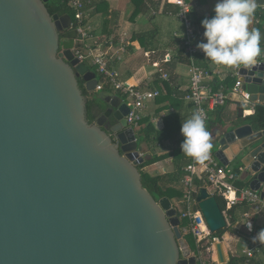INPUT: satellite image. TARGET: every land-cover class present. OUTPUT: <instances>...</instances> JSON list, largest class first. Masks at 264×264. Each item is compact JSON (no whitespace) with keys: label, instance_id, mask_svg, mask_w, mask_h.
Returning <instances> with one entry per match:
<instances>
[{"label":"water","instance_id":"water-1","mask_svg":"<svg viewBox=\"0 0 264 264\" xmlns=\"http://www.w3.org/2000/svg\"><path fill=\"white\" fill-rule=\"evenodd\" d=\"M48 1L0 0V264H197L172 200L143 185L130 105L96 91V71L73 52L72 16L51 15ZM257 6L264 32V0ZM239 72L255 108L264 106V59ZM237 105L238 118L215 128L213 153L264 198V129ZM196 201L212 235L228 231L214 193L203 186ZM213 246L227 264L223 237Z\"/></svg>","mask_w":264,"mask_h":264},{"label":"crops","instance_id":"crops-1","mask_svg":"<svg viewBox=\"0 0 264 264\" xmlns=\"http://www.w3.org/2000/svg\"><path fill=\"white\" fill-rule=\"evenodd\" d=\"M216 2L217 0H188L190 17L197 32L195 44L203 39L204 32L198 20L202 17L211 18ZM178 11L179 7L168 0H87L84 8L85 26L95 40L93 48H99L102 52L108 44L113 43V49H125L124 52L119 51L110 64L111 69L117 73V79L129 85L161 91V95L147 104L145 113L143 112V119H147L157 131L166 132V137L159 135L157 139L163 138L153 145L158 155L171 153L180 146L181 124L194 114L192 104L185 99L191 85L190 58L184 47V24L177 16ZM196 57L200 66L209 67L215 72L217 82L230 77L233 67L214 64L206 59L199 49ZM163 74H168L169 78L162 79ZM167 82L171 88L166 87ZM249 109L254 113L255 107ZM169 115H177V119L166 123L165 119ZM223 116L224 121H234L238 118V105L235 101L226 106ZM138 127L140 129L141 126ZM149 146L143 142L144 157L151 147ZM186 164L187 160H182V169ZM182 169L178 173L173 157L144 168L152 175L178 173L181 178L177 184L184 189ZM238 181H241V188L248 187L241 180V176ZM238 181L235 182L236 185ZM241 204L237 205L236 224H231L229 220L228 231L222 235L228 262L232 257H239L244 259L239 264H264V245L254 243L252 239L264 227V212L257 213L251 207H241ZM245 209H248L247 216L246 212H243ZM249 220L252 231L246 226ZM249 250H253L252 257L247 256ZM209 255L211 264H218L215 261L216 255L213 252Z\"/></svg>","mask_w":264,"mask_h":264},{"label":"built area","instance_id":"built-area-1","mask_svg":"<svg viewBox=\"0 0 264 264\" xmlns=\"http://www.w3.org/2000/svg\"><path fill=\"white\" fill-rule=\"evenodd\" d=\"M177 5L179 11L178 18L184 24V32L182 34L185 50L190 58V78L191 85L185 95V99L192 104L194 113H199L207 123L210 119V114L215 111L218 106H223L227 101L242 102L244 104V116L252 114L249 106L255 107L251 101V94L244 89V82L240 79V68L233 67L230 77H235L236 81L233 85H229L225 81L215 79V72L209 67L200 66L197 60L198 48L195 44L197 37L196 28L193 20L190 17V7L188 0H168ZM70 5L76 9V21L73 20V26L78 31L80 38L78 44L73 49L74 54L82 61L91 59L92 64L96 67L98 84L96 91H103L107 84L115 89L130 105L131 110L127 116L129 126L134 129L139 126V122L143 119V111L146 109L149 101L155 100L161 95L159 89H151L149 87L142 88L139 86L129 85L117 79V73L114 72L110 64L117 56L119 51L124 52V48L113 49L114 44H108L105 49L95 54L93 47L89 46L85 51L84 45L88 38H92L90 30L83 25L85 19L84 8L85 4L82 0H70ZM259 7V6H257ZM263 9V6H261ZM255 24H259L260 19L254 18ZM264 59V54L260 56L256 64H259ZM168 74H163L162 79L167 80ZM238 97V99L236 98ZM182 184L184 194L183 197L177 199L173 206L177 209L181 219L180 229L184 236L192 234L196 240V248L193 249V254L196 256L197 264H211L210 252L214 251V246L205 249V245L212 235L207 222L198 207L196 195L198 189L195 184V178L201 179L205 186L214 194L222 196L226 201L225 216L229 221L228 210L240 203H247L251 209L257 213L264 212V198L260 191L252 190L250 187L241 188L235 184L240 180V175L235 170L229 169L222 165L210 151L209 157L203 163H198L192 158H187V164L182 169ZM183 205L185 208L182 209ZM248 215V212L245 213ZM186 222L185 226L183 223ZM248 257L253 256V250L247 252ZM217 262V258L215 259Z\"/></svg>","mask_w":264,"mask_h":264},{"label":"clouds","instance_id":"clouds-1","mask_svg":"<svg viewBox=\"0 0 264 264\" xmlns=\"http://www.w3.org/2000/svg\"><path fill=\"white\" fill-rule=\"evenodd\" d=\"M257 10V0H217L211 18L201 21L203 39L196 47L206 59L218 66L249 67L257 63L264 54L261 47L264 32L252 27ZM180 133L184 137L181 152L198 163L208 159L212 144L205 119L194 113L181 124ZM252 231L250 220L246 223ZM253 242L264 245V228L252 238Z\"/></svg>","mask_w":264,"mask_h":264},{"label":"trees","instance_id":"trees-1","mask_svg":"<svg viewBox=\"0 0 264 264\" xmlns=\"http://www.w3.org/2000/svg\"><path fill=\"white\" fill-rule=\"evenodd\" d=\"M84 4L86 5L87 0H82ZM46 6L51 13L53 14H59V15H64V14H69L72 16L74 22L76 21V9L71 7L70 5V0H49L46 2ZM205 17H202L200 20H198L199 25H201V21ZM255 18L256 19H261L263 18L262 16V11L260 12L258 9L256 10L255 13ZM83 25H86V21H83ZM260 24H255V27H260ZM78 46L80 44L77 43ZM186 53V52H185ZM188 55V53H187ZM85 62V61H83ZM92 70L96 71V68L90 67ZM236 81L235 77H228L226 80V83L229 85H233ZM80 85L84 91V94L87 96L88 92L85 89V84L82 80H80ZM166 87L171 88V85L169 83H166ZM173 89V88H172ZM104 90H109L111 91V86L109 84L106 85ZM88 99V119L92 123L94 122L95 116L98 114V108L95 106V99L96 95L93 94L89 95ZM231 101H227L225 105L223 106H218L215 111H213L210 114V119L206 123L207 130L210 132V141H211V134L213 132L214 127L218 124H222L224 122L223 114L224 110L226 109V106L230 103ZM246 122L250 123L254 129L256 130H261L264 129V106H258L255 108L254 113L251 115H246ZM177 119V115H169L165 121L166 123L174 122ZM146 124V125H144ZM140 127V134L143 137V140L150 145V149L146 153V156L144 157V161L138 166V168L141 171L142 174V182L143 185L146 189L149 190V192L154 196L156 200H159L162 197H169L171 200L173 199H180L183 197L184 190L182 188H177L175 184H177L180 181L179 175H177L180 170L182 169L181 162L182 160H187L188 157H186L180 149V146L173 150L171 153H166L163 155H158L155 153V144L158 142V140L162 139L163 137L157 139L159 135H163L166 137V132L165 130L163 131H157L154 126L151 123H148L147 119H141L139 122ZM184 137L180 133L179 137V144L183 141ZM212 144V142H211ZM154 145V146H153ZM173 157L174 159V164L175 168L178 171V173L175 174H165V175H152L144 170L145 167L150 166L156 162H159L161 160H164L166 158ZM238 172V170H235ZM195 184L197 189L199 190L201 187L205 186V183L199 179L195 178ZM237 185L239 187L242 186L241 181L237 182ZM220 202V205L223 210H226V201L222 196H219L218 194H215ZM243 208H250V206L247 203H242L240 205ZM237 208L238 206L235 205L231 209L228 210V215H229V220L231 224H236L238 216H237ZM248 210V209H247ZM245 209L243 212H247ZM186 222L183 223L185 226ZM264 228V227H263ZM224 234V231H220L217 234H213L210 236L208 239L206 245L204 246L206 250L212 246V243H214L215 238L222 237ZM189 245L192 247V249L196 248V240L195 237L192 234H188L185 236ZM264 249V246H263ZM244 259H241L239 257H232L227 264H239L241 261ZM252 264V263H248Z\"/></svg>","mask_w":264,"mask_h":264},{"label":"rangeland","instance_id":"rangeland-1","mask_svg":"<svg viewBox=\"0 0 264 264\" xmlns=\"http://www.w3.org/2000/svg\"><path fill=\"white\" fill-rule=\"evenodd\" d=\"M258 10H259L260 12L262 11V9H261L260 7H258ZM253 23H255V20H254ZM77 42H78V41H77ZM81 44L84 45L85 51H87L88 48H89V46L93 47V46L95 45V40L92 39V38H88L85 42H83V43H81ZM94 52H95V54H99V53H101V50H100L99 48H96V51H94ZM85 63H87L89 67L96 68V67L92 64V60H91V59L86 60ZM98 78L101 79L100 75L98 76ZM121 80L124 81L123 78H121ZM111 90H112V89H111ZM113 92H115V90H114ZM94 95H95V94H94ZM92 96H93V95H92ZM150 102H151V101H149L148 104H149ZM249 108H251V106H249ZM143 112L145 113V110H144ZM135 130H136V132H137L138 135H139V140L142 141V143H143L144 140H143L142 135H141L140 132H139V130H140L139 127H136ZM210 151L213 153V147L210 149ZM234 166H235V165L233 164V165H230V167H228V168H229V169H230V168H231V169H232V168H235ZM182 185H183V184H182ZM176 187H177V188H182L180 184H177ZM176 200H177V199H173L172 201L175 203ZM177 201H178V200H177ZM177 201H176V202H177ZM184 208H185V205H183L182 209H184Z\"/></svg>","mask_w":264,"mask_h":264}]
</instances>
